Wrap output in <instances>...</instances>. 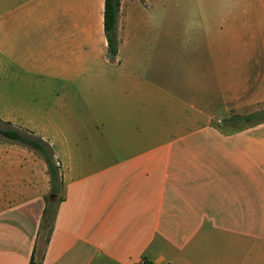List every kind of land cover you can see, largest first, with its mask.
Wrapping results in <instances>:
<instances>
[{"label": "crops", "instance_id": "obj_1", "mask_svg": "<svg viewBox=\"0 0 264 264\" xmlns=\"http://www.w3.org/2000/svg\"><path fill=\"white\" fill-rule=\"evenodd\" d=\"M103 12L0 0V120L64 183L41 252L46 164L0 137V264H264V122L224 121L264 109V0H120L112 58Z\"/></svg>", "mask_w": 264, "mask_h": 264}, {"label": "trees", "instance_id": "obj_2", "mask_svg": "<svg viewBox=\"0 0 264 264\" xmlns=\"http://www.w3.org/2000/svg\"><path fill=\"white\" fill-rule=\"evenodd\" d=\"M119 7L120 0H104L103 27L108 53L110 55L117 54L118 40L116 34V21ZM224 121L242 124L263 123L264 109L247 116H232ZM0 137L34 151L46 164L50 190L48 196L44 198L45 206L42 212L41 230L48 229L47 238L45 240L47 243L52 233L58 206L64 199V183L61 166L55 159L50 144L33 132L18 130L12 127L9 122L0 120ZM42 258L43 256L36 260L34 251L29 264H42Z\"/></svg>", "mask_w": 264, "mask_h": 264}, {"label": "rangeland", "instance_id": "obj_3", "mask_svg": "<svg viewBox=\"0 0 264 264\" xmlns=\"http://www.w3.org/2000/svg\"><path fill=\"white\" fill-rule=\"evenodd\" d=\"M167 24L168 26H172L173 29V8H168V17H167ZM166 37V50L165 52L162 54V58L167 60V61H173L174 59V33L173 30L168 31ZM184 43L186 42H190L191 41V36H189L188 38H184ZM144 53V52H143ZM154 53V52H152ZM147 57V56H146ZM163 69L167 70V76L173 75V63L169 66V67H165ZM36 83L33 82V88H35ZM23 88H24V92L27 93H31V81L25 82L23 84ZM31 106H37V107H46L47 106V99L46 97L44 98H32L31 96H29V98L24 99L23 100V107L27 108V107H31ZM223 117L219 118V121H222ZM47 233H48V229L46 230H40V241H39V251L42 252L43 250V244L44 241L47 238Z\"/></svg>", "mask_w": 264, "mask_h": 264}, {"label": "built area", "instance_id": "obj_4", "mask_svg": "<svg viewBox=\"0 0 264 264\" xmlns=\"http://www.w3.org/2000/svg\"><path fill=\"white\" fill-rule=\"evenodd\" d=\"M137 264H147L144 260H139V262Z\"/></svg>", "mask_w": 264, "mask_h": 264}, {"label": "water", "instance_id": "obj_5", "mask_svg": "<svg viewBox=\"0 0 264 264\" xmlns=\"http://www.w3.org/2000/svg\"><path fill=\"white\" fill-rule=\"evenodd\" d=\"M110 58H112L113 56L112 55H109Z\"/></svg>", "mask_w": 264, "mask_h": 264}]
</instances>
